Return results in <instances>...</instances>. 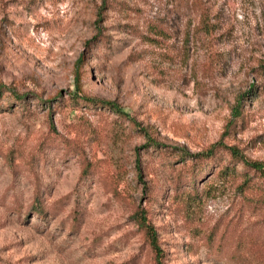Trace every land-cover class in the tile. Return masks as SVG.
Wrapping results in <instances>:
<instances>
[{
	"label": "rangeland",
	"instance_id": "1",
	"mask_svg": "<svg viewBox=\"0 0 264 264\" xmlns=\"http://www.w3.org/2000/svg\"><path fill=\"white\" fill-rule=\"evenodd\" d=\"M217 142L264 162V0H0V264H153L139 207L165 264H264L232 175L176 190Z\"/></svg>",
	"mask_w": 264,
	"mask_h": 264
},
{
	"label": "trees",
	"instance_id": "2",
	"mask_svg": "<svg viewBox=\"0 0 264 264\" xmlns=\"http://www.w3.org/2000/svg\"><path fill=\"white\" fill-rule=\"evenodd\" d=\"M96 40H104L103 35L99 34L93 42L89 41V44L96 43ZM18 99L20 103L26 102L25 97L19 96ZM16 100L17 99L13 97V100L9 102L14 103ZM72 100L75 106L109 108L117 114L127 117V114L122 112L121 109H117L108 101L81 96H72ZM55 136L58 135L56 134ZM59 137L62 139V142L67 143V145H65L67 154L78 152L80 155V147L77 144L71 140L63 139L61 136ZM53 138V140L49 141L54 142L55 137ZM154 145L157 146L158 144L149 143L147 146L155 147ZM41 155L42 153L37 154L36 157L41 159ZM181 156L184 161H190L192 165L189 168L188 175L180 173L176 176V190L184 184V181L197 189L199 182H203L212 172L218 170V175L220 177L229 175L234 177L233 183L236 188V198L240 201L239 208L241 212L246 213V211H255L257 208H264V162L250 158L245 153V149L226 145L223 142H217L202 152L189 153L184 151L181 153ZM84 172L92 175L95 173V170L90 163H86ZM41 194L42 191L40 186H37L32 209H35L34 212L40 216H46L48 211L43 206ZM132 218L139 226V230L143 233L144 242L150 248V253L153 256V264H165L166 252L162 249L158 230L148 217L147 211L139 207L134 212Z\"/></svg>",
	"mask_w": 264,
	"mask_h": 264
}]
</instances>
